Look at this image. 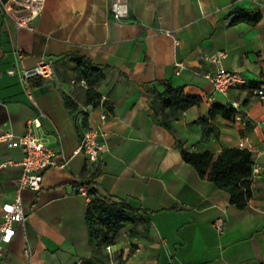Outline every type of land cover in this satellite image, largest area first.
<instances>
[{
	"label": "crops",
	"instance_id": "crops-1",
	"mask_svg": "<svg viewBox=\"0 0 264 264\" xmlns=\"http://www.w3.org/2000/svg\"><path fill=\"white\" fill-rule=\"evenodd\" d=\"M113 2L127 6L119 22ZM237 10H256L261 18L234 23ZM33 24L34 32L17 29L0 11V135L22 136L42 114L34 135L58 153L60 163L69 162L49 169L39 192H22L26 220L16 226L0 264H82L91 258V197L78 193L82 186L143 211L151 221L150 237L132 235V225L124 229L111 246V264L121 252L124 264H264V104L242 89L221 94L205 77L224 66L264 82V0H46ZM161 31L174 32L178 45ZM17 52L28 68L41 58L54 62L53 80L32 81L38 83L34 102L23 80L8 73ZM220 54L225 56L214 61ZM77 57L102 69L96 89L112 109L86 104L88 87L81 85ZM177 63L185 66L179 75ZM167 84L200 98L171 130L154 118ZM233 103L243 104L244 121L218 115L219 136L202 141L197 120ZM95 128L105 132L99 142L106 148L91 162L85 152H75ZM246 137L262 170L253 180L252 198L239 209L181 151L219 153L238 148ZM23 158L20 148L0 143V223L3 205L17 196ZM218 218L225 221L222 234L213 226Z\"/></svg>",
	"mask_w": 264,
	"mask_h": 264
},
{
	"label": "trees",
	"instance_id": "trees-1",
	"mask_svg": "<svg viewBox=\"0 0 264 264\" xmlns=\"http://www.w3.org/2000/svg\"><path fill=\"white\" fill-rule=\"evenodd\" d=\"M8 2L10 0H4ZM237 18L234 23L244 21L256 24L261 18L256 10H237ZM78 72L80 77L86 81L85 90L86 104L94 107L106 106L112 109L108 102L103 101L96 87L104 79L102 69L96 67L85 57H77ZM38 83L31 82V87ZM160 113L157 112L155 120L168 130L172 129L173 123L177 121L188 109L198 105L200 98L184 95L182 88L166 85L164 93L158 96ZM66 104L73 107V102L66 98ZM237 109L229 104L216 106L211 109L207 116L197 120L202 128V141L207 142L212 137L219 136V130L215 126L217 116L234 121ZM248 129H253L255 123L245 117ZM184 161L190 164L201 178L213 182L216 187L230 194L231 203L239 209L246 207L253 196L252 173L255 164L254 154L250 150L241 148L226 149L219 153H193L182 149ZM86 224L89 231L90 245L94 255L83 261L82 264H111L113 256L107 251V247L114 245L120 234L126 227L132 225V235L141 234L150 237L149 229L151 221L143 211L132 208L127 203H118L101 196L92 190L91 201L87 207ZM142 226L143 231L137 228ZM117 264H124L123 252L114 255Z\"/></svg>",
	"mask_w": 264,
	"mask_h": 264
},
{
	"label": "built area",
	"instance_id": "built-area-1",
	"mask_svg": "<svg viewBox=\"0 0 264 264\" xmlns=\"http://www.w3.org/2000/svg\"><path fill=\"white\" fill-rule=\"evenodd\" d=\"M45 4L46 0H10L8 2L0 0V11H3L13 18L14 25L17 29H27L34 32L36 28L33 22L42 14ZM127 12L128 10L125 4L113 2L112 13L115 20L118 22L121 21V19L127 15ZM160 35L173 39L175 45L179 43L172 31H161ZM16 54V64L8 73L11 76H19L23 80L26 84L28 98L34 102L31 82L36 79L45 82L53 80L55 78L54 62L47 58H41L36 66L28 68L24 65V55L21 52H17ZM224 56L225 54H220L214 61ZM177 67L179 68L177 72L179 75L185 66L183 63H177ZM205 77L212 82L215 90L221 94L227 95L232 89H242L246 91L251 98L264 104V82H252L241 72L228 70L224 66L218 67L217 71L214 73H206ZM81 85L87 87L86 81L82 80ZM242 105V103H233V106L237 109L236 117L244 121L242 113L240 112ZM41 117L42 114L30 120L27 123V131L22 136H16L13 133H4L0 135V143H7L12 147H18L24 154L23 161L21 162L23 174L17 182V196L15 200L5 203L2 207V220L0 223V263L5 260L6 247L13 241L16 234V226L24 223L26 220L22 192L25 190L39 192L46 172L54 167L64 168L69 162L60 163L58 161V153L47 147L34 135V129L40 128L42 125ZM262 126L264 130V121ZM105 135L102 128H95L87 131L84 134L81 146L75 154L83 151L88 156L89 161L97 162L100 154L106 148L104 144L99 142V139ZM238 148L252 151L253 144L249 137L244 138L239 143ZM261 170V166L255 162L252 180L261 173ZM78 193L91 197V194L88 193L85 186L80 187ZM213 226L218 233L222 234L225 230L224 219H216ZM107 251L111 254L112 247H107ZM27 253H29V250Z\"/></svg>",
	"mask_w": 264,
	"mask_h": 264
}]
</instances>
